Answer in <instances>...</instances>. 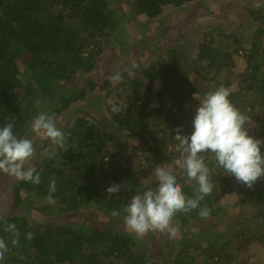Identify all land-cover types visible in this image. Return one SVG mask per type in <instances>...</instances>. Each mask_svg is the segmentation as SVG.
<instances>
[{
    "label": "trees",
    "instance_id": "16d2710c",
    "mask_svg": "<svg viewBox=\"0 0 264 264\" xmlns=\"http://www.w3.org/2000/svg\"><path fill=\"white\" fill-rule=\"evenodd\" d=\"M193 1L198 0H132L129 7L134 17L149 22L161 17L167 7L180 9ZM248 12L251 20L260 23L249 50L236 37L231 39L238 48L232 52L214 49L211 38L198 46L194 74L175 52L169 56L175 62L158 61L141 75L136 69L128 90L131 104L123 110L109 107L107 116L98 110L101 118L83 105L115 85L109 76L116 71L127 76L125 66L103 74L99 70L100 57L118 34L132 39L121 32L126 20L119 10L108 0H0V127L11 122L18 137L33 139L37 155L29 163L41 176L38 185L17 181L11 187L13 208L24 216L10 213L0 220V237L10 249L2 264H251L244 256L256 246L264 248V177L248 188L213 160L206 161L214 169L213 192L197 209L177 213L174 221L180 227L204 221L199 213L207 207L210 215L206 219H220L224 229L220 226L218 235L210 229L187 235L178 242L181 247H173L172 258L163 254V261H155L134 236L116 230L110 222L97 226L77 220L80 213L93 209L112 218L115 210L124 219L123 208L131 197L156 187L157 182L148 184L145 179L149 169L163 165L180 170L173 163L179 156L175 129L182 126V134L190 136L195 106L221 83L230 88V101L252 122L249 134L264 139V12L258 8ZM240 50L247 54L248 62L232 90L224 71L235 67ZM158 82L161 88L154 90ZM203 82L206 86L202 88ZM126 83H116L119 95ZM70 110L75 111L73 116L58 125ZM41 111L54 113L56 126L68 138L66 150L57 149L47 159L40 153L51 149L50 141L31 131L33 119ZM115 143L128 148L136 143L143 146L148 154L145 163L139 161L135 149L124 157L121 145L113 149ZM261 152L264 154V145ZM52 178L56 181L51 193L54 204L46 199ZM178 181L190 196L198 195V185L186 173ZM125 182L131 191L108 196V187ZM237 190L242 195L238 207L245 206L249 215L225 220L222 202ZM38 202H45L44 207L35 206ZM41 216L47 221H39ZM7 224L16 225L18 238L4 231ZM27 232L35 238L28 240ZM13 239H17L15 245Z\"/></svg>",
    "mask_w": 264,
    "mask_h": 264
},
{
    "label": "clouds",
    "instance_id": "9594fccd",
    "mask_svg": "<svg viewBox=\"0 0 264 264\" xmlns=\"http://www.w3.org/2000/svg\"><path fill=\"white\" fill-rule=\"evenodd\" d=\"M137 63L126 69L128 77L134 78ZM113 83H120L124 75L116 71L109 76ZM230 88L223 83L215 90L206 93L199 102L195 116L192 120L193 131L191 135L182 134V126L175 129L174 139L178 142L175 150L179 156L174 165L186 173L189 180L198 185V195L193 198L184 191V186L178 181L171 169L163 165L154 168L157 181L154 189L137 193L124 205V224L126 229L143 237L149 232L167 233L176 236L179 227L174 218L177 213H187L197 209L205 196L210 195L215 187L211 176V169L206 162L213 160L226 174L234 176L242 185L253 188L258 179L264 177V154L261 145L264 139H258L249 134V117L237 108L229 99ZM40 101H36V107ZM155 106V105H154ZM113 111H118L114 108ZM14 124L9 122L0 127V172L14 176L19 181L41 183L40 173L34 167L26 164L36 155L33 139L18 137L14 131ZM31 131L37 136L47 138L51 149H45L40 155L47 159L56 155L57 149L66 150L67 136L56 126L54 113L39 112L33 119ZM210 154V155H207ZM55 178L50 181L49 195L46 199L55 203L51 193L55 192ZM122 190L131 191L127 182L113 183L107 189L108 196L119 194ZM113 217H119L120 212L112 211ZM201 218H207L210 210L204 207L200 210ZM0 220L4 217L0 216ZM5 232H11L19 237V230L15 224H7ZM26 238L32 240L35 234L27 232ZM17 239L12 240L15 245ZM9 247L4 238L0 237V264L5 261Z\"/></svg>",
    "mask_w": 264,
    "mask_h": 264
},
{
    "label": "rangeland",
    "instance_id": "374dc122",
    "mask_svg": "<svg viewBox=\"0 0 264 264\" xmlns=\"http://www.w3.org/2000/svg\"><path fill=\"white\" fill-rule=\"evenodd\" d=\"M134 1V0H133ZM113 8H117L122 17L125 18L126 24L121 31L123 34L129 35L132 39H125L117 36V39L113 40L110 44V49L105 55H102L99 59V70L101 74L108 73L111 70L118 69L120 66L130 68L133 63L139 65L138 75H141L143 70H146L152 66H155L158 61L160 62H175L177 59L169 57L171 53L175 52L180 54L181 62L187 70L194 74L195 60L197 57V49L200 43H205V40L213 38V48L219 49L224 52H232L238 47L235 45L234 40L231 38L236 37L243 43L246 50H249L253 43V34L255 33L256 25L259 27L260 23L251 20L249 17V9H260L264 12V0H198L190 3H186L182 8L167 7L164 14L154 21H147L141 17H134L130 13L129 3L132 0H108ZM119 39V40H118ZM144 50V53L142 52ZM141 53L144 55L141 57ZM247 54L240 50L238 55L235 56V67L225 69L224 74H227L231 82V89L234 90L239 83L240 75L243 73L247 64ZM136 77V75H135ZM128 77L124 78L126 81L124 91L119 93L115 91V85H111L97 95L94 100L88 104H84L90 107L92 113L99 114L102 118V114L107 116V109L109 107H118V109H125L131 104L130 98H128V90H130V81L133 79ZM23 83L28 84V80L25 77H21ZM199 82V80H197ZM157 86L154 90L161 88L160 82L156 83ZM206 86V82L202 84V88ZM209 91L208 89L203 90ZM197 105L195 108L197 109ZM196 109L193 111L196 112ZM98 110L100 112H98ZM74 110H70L67 114L61 116L59 123H62L64 119H69V116H73ZM104 116V117H105ZM263 118L262 115L260 117ZM106 120V119H105ZM109 126V123H105ZM119 141V140H118ZM121 145L122 155L126 158L135 149L139 155V161L145 163L146 152L143 146L135 144L128 148ZM119 144H113V149L119 148ZM143 151V153H142ZM146 154V155H145ZM30 162V161H29ZM26 164L27 167H31L30 163ZM138 166L134 167V169ZM170 169V168H169ZM177 176V179L182 177L185 173L182 170H172ZM153 174L150 177V173ZM149 177L145 178L148 184L157 182L154 175V168L149 169ZM14 176H10L3 172H0V216L12 213L13 215L24 216L19 211L13 208V193L11 191L12 185L17 182ZM242 195L237 190L235 193L228 195L222 202V205L226 208L225 220L229 218L238 217L242 219L249 215L243 210L245 206L238 207L241 203ZM39 203V202H38ZM36 203L35 206L44 207L45 202L41 204ZM247 212H248V207ZM29 217V216H26ZM78 221H90L95 225H103L110 222L115 226L116 230L128 232L129 235L134 236L138 245L148 251L155 261H163L164 255L168 257H174L175 246L181 247L178 244L187 235L203 230L210 229L213 234H219L221 232L220 219H205L204 221L193 223L187 227H179V231L176 236H170L167 233L161 232H149L143 237H138L135 233H132L126 229L124 219L121 217L112 218L106 215L103 211L85 210L78 215ZM85 219V220H84ZM114 219V220H113ZM41 222H46L47 219L41 216L39 219ZM219 227V228H217ZM224 229V226H221ZM190 235V237H192ZM193 239V237H192ZM198 248V245L196 246ZM196 254V253H194ZM204 258L199 259L202 262ZM244 260L249 261L251 264H264V248L256 246L244 256Z\"/></svg>",
    "mask_w": 264,
    "mask_h": 264
}]
</instances>
